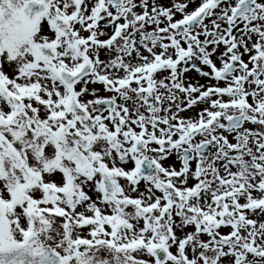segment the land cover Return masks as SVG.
Returning a JSON list of instances; mask_svg holds the SVG:
<instances>
[{"label": "snow or ice", "instance_id": "6c2138e0", "mask_svg": "<svg viewBox=\"0 0 264 264\" xmlns=\"http://www.w3.org/2000/svg\"><path fill=\"white\" fill-rule=\"evenodd\" d=\"M0 264H264V0H0Z\"/></svg>", "mask_w": 264, "mask_h": 264}]
</instances>
